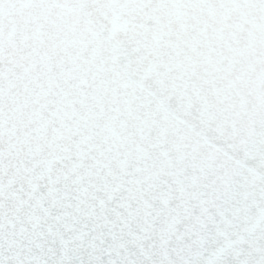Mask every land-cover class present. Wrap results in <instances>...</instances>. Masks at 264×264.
Listing matches in <instances>:
<instances>
[{
	"label": "snow or ice",
	"instance_id": "6c2138e0",
	"mask_svg": "<svg viewBox=\"0 0 264 264\" xmlns=\"http://www.w3.org/2000/svg\"><path fill=\"white\" fill-rule=\"evenodd\" d=\"M0 264H264V0H0Z\"/></svg>",
	"mask_w": 264,
	"mask_h": 264
}]
</instances>
